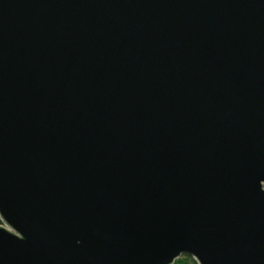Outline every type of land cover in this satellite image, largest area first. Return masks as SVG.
I'll use <instances>...</instances> for the list:
<instances>
[{"label": "water", "instance_id": "water-1", "mask_svg": "<svg viewBox=\"0 0 264 264\" xmlns=\"http://www.w3.org/2000/svg\"><path fill=\"white\" fill-rule=\"evenodd\" d=\"M264 264V0H0V264Z\"/></svg>", "mask_w": 264, "mask_h": 264}, {"label": "trees", "instance_id": "trees-1", "mask_svg": "<svg viewBox=\"0 0 264 264\" xmlns=\"http://www.w3.org/2000/svg\"><path fill=\"white\" fill-rule=\"evenodd\" d=\"M171 264H196V262L188 255H181L176 258Z\"/></svg>", "mask_w": 264, "mask_h": 264}]
</instances>
